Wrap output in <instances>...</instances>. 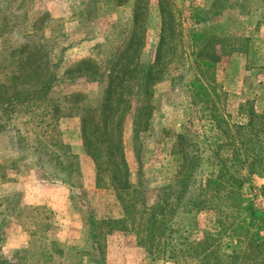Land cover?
Returning <instances> with one entry per match:
<instances>
[{"label": "rangeland", "instance_id": "1", "mask_svg": "<svg viewBox=\"0 0 264 264\" xmlns=\"http://www.w3.org/2000/svg\"><path fill=\"white\" fill-rule=\"evenodd\" d=\"M164 1L166 7L175 12V22L180 24L181 34L180 37L177 34L172 36L174 48L166 54L171 64L166 67L161 83L154 87L151 104L154 112L148 130L141 136L144 147L140 149V164L135 159L132 144L131 120L135 103L124 125L123 144L132 184L149 191L148 197H140L142 203L149 205L157 203V192L161 186L178 181L180 157L173 152L177 135L186 137L185 145L193 163L198 160L195 173L199 189L195 187L189 191L171 221V228L175 230L172 240L165 243L155 239L150 252L140 242L145 232L137 234L131 224L103 225L106 220H123L125 214L112 189L93 187L91 166L84 164L81 176L73 174L69 177L74 187L59 183L52 185L56 182L38 167L39 163L30 150L35 145L46 147L47 152L58 155L65 164L74 162L69 158L70 153L84 159L79 119L60 118L55 123V116L52 117L50 111L53 107L62 106L63 96L73 93L99 100L104 84L83 80L72 85L68 77L65 78L67 80L62 78L64 72L81 60L90 59L102 64L111 51L119 50L121 41L126 39L133 26L135 3L142 9L136 14L137 20H141L140 27L144 21L147 22L142 61L151 64L155 60L162 27L158 0H18L15 7L19 6V16L26 17L27 21H33L40 13L49 14L51 20L47 34L54 41L44 49L50 51L51 65L58 61V45H68L69 48L64 52L63 62L57 71L62 84L52 88L43 104L42 101H34L17 106L4 120L8 125L6 131L0 132V164L5 165L9 179L18 180L11 184L0 182V197L6 196L12 206L17 200L16 209L6 218L2 230L1 254L8 257L6 261L9 263L14 260V246L27 244L25 250L29 253L24 256L27 258L20 260V264H96L97 251L93 248L96 243L103 264H196L188 256L189 246H198L208 237L219 239V244L213 245H219L217 251L228 255L239 241L231 231L238 229L245 217L242 209L249 207L264 214V173H256L247 166L241 168L238 160L235 168L231 166L229 170L236 180H241L238 195V207L241 205V208L236 211L232 207H236L235 201L231 198L229 207H222L210 198L209 193H202L198 199L206 200L205 203L213 208L196 209L202 185L211 175H218L219 162H232L233 153L224 127L223 130L216 128L208 117L209 112L193 103L194 90L184 86L186 82L199 78L207 85L213 109L217 110L219 121L229 126L230 134L236 135L237 127L244 126L237 141H246L243 136L248 135L251 141L247 149L264 151V135L259 134L263 121L249 114L250 109L258 115L264 113V0H239L238 3L234 0ZM64 35L66 39L62 43L61 36ZM179 42L183 47L176 51L180 48ZM203 47L220 56L213 62L212 71L209 70L213 72L212 79L199 75L202 66L195 61L199 59L192 56ZM12 48L4 45L0 38L2 81L4 75H10L16 67L18 56L8 52ZM178 54L179 58L176 57ZM179 77H182L181 82H178ZM65 108L63 105L62 112L66 113ZM19 135L26 141L23 140L26 145L23 152L15 146ZM60 140L69 146L70 151L58 147ZM256 160L249 158L248 164ZM14 161L19 163L18 170L11 167ZM113 170V166L105 169L102 174L104 181L110 179ZM25 190L36 194L41 191L40 197H47L45 193H55L58 202L64 201L60 220H55L44 207L20 203L19 194ZM34 193L28 197L27 203L35 201L37 196ZM2 202L0 199V204ZM48 223L49 228L46 227ZM252 234L260 242L264 241V224L254 228ZM170 254L174 257L170 258Z\"/></svg>", "mask_w": 264, "mask_h": 264}, {"label": "trees", "instance_id": "2", "mask_svg": "<svg viewBox=\"0 0 264 264\" xmlns=\"http://www.w3.org/2000/svg\"><path fill=\"white\" fill-rule=\"evenodd\" d=\"M16 1L18 0H0V27L2 26L0 38L9 49L14 46L8 52L18 56L15 61L16 67L13 68L10 75H4V81L0 79V132L6 131L8 125L5 124L4 120L7 114L13 112L17 106L34 101H42L43 104L52 88L56 84H62L57 71L63 62L64 52L69 48L68 45L64 47L61 44L58 45L56 47L58 61L51 65L50 51L44 49L54 41V38L47 34L51 20L49 14L47 12L40 13L33 21H27L26 17L19 16V6L15 7ZM238 1L234 0L233 2L238 3ZM157 4L162 27L155 49V60L151 64L142 61V48L147 41L145 30V23L147 22L144 21L140 27L141 20L139 21V18L137 20L136 14L137 10L142 9H139L135 3L133 26L130 27L126 39L121 41L122 45L119 50L111 51L102 64L90 59L81 60L74 67L68 68L62 77L64 80H67L65 78L68 77V81L72 85L83 80L88 83L104 84L102 98L91 100L85 94L73 93L63 96L64 103L62 106L53 107L50 111L51 116H55L53 118L55 123L60 118L76 117L79 119L83 150L94 167L95 186L112 189L125 214L123 220H106L102 224L107 227L131 224L137 230V234L141 231L145 232L146 235L140 242L147 246L150 252L155 239L163 240L165 243L172 240V234L175 233V230L171 228V221L180 210L183 199L189 191L195 187L199 189L195 173L198 160H194L195 165L193 158L189 157L188 147L185 145L186 137L181 134L177 135V143L173 148V152L180 157V166L177 170L178 181L176 184L161 186L157 192L155 205L142 203L140 197H148L149 191L140 185L134 186L130 180L131 176L123 144L124 125L132 111L133 103H135L131 120L132 144L135 159L140 164V149L144 147L141 136L148 130L154 112L151 106L154 99V87L161 83V77L167 71L166 67L171 64L168 59L169 55L166 56V54L172 52L174 48L171 43L173 41L172 36L177 34L180 37L181 34L180 24L175 22V12L166 7L164 0H158ZM142 13L144 14V12ZM137 28H141V30H137ZM65 39V35L61 36L62 43H65ZM179 44L178 47L180 48L176 51H181V47H183L180 42ZM210 46L212 47V45ZM215 53V51L208 52L205 47L196 54L192 53V56L199 59H195V61L202 66L199 71L202 78H213V72L211 73L209 70L212 71L213 62L220 59V56H216ZM176 57L179 58L180 54ZM178 79V82H181L182 77ZM184 86L194 90L193 103L201 105L204 110L209 112L208 117L214 121L216 128L223 130L224 127V134L231 140L230 146L233 153L230 164L222 160L219 162L218 175H211L205 183L202 182L205 185H202V191L199 190L198 192L195 207L197 210L213 208L205 203L206 200L198 199L202 193H209L210 198L216 200L217 205L225 208L229 207L230 201L228 200L231 198L235 201L236 207L230 206L237 211L239 207L241 208V205L238 207L241 180H236L229 169L231 166L235 168V162L238 160L241 168L247 166L256 173H264V155L262 154L264 151L248 150L247 147L251 141L248 135L243 136L246 141L240 140V143L237 141L244 126L237 127L236 135L233 132L230 134L229 126L219 121L216 114L217 110L213 109L214 103L209 100L210 94L207 91V85L203 84L199 78L186 82ZM63 105L66 106V113L62 112ZM249 114L252 118L263 121L259 134L264 135V113L258 115L250 109ZM19 137L18 144L15 146L19 152H23L26 150V145L23 142L25 139L22 135ZM58 142L59 148L70 151L68 145H63L61 140ZM30 150L35 155V161L39 163L38 167L44 171V174L46 172V176L51 181L74 187L69 177L73 174L81 176L82 172L77 155L70 153L69 158L74 162L65 164V161L61 160L58 155L47 152L46 147L35 145ZM216 155V157L219 156ZM249 158H257V160L248 164ZM20 160L22 161L24 158ZM17 161H14L11 167L18 170L20 167ZM109 166H113L114 170L110 179L107 178V181H104L102 174ZM5 168V165L0 164V182L13 180L8 178ZM58 174L66 176L62 177ZM0 199L3 201L0 204V264H20V260L27 258L24 256L29 251H16L11 263L6 261L1 254L2 230L6 225V218L8 219L14 213L17 200L12 206L6 196L3 195ZM220 206L218 208H221ZM218 211L221 212V209ZM242 211L245 212V217L239 224V228L231 231L232 236L239 241L228 255L217 251L219 245H213L219 244V239L208 237L198 246H189L190 253L188 256H191L196 264H264V241L260 242L252 234L254 228H259L264 224V214L255 212L249 207H245ZM46 227L49 228L50 224L48 223ZM93 248L97 251V257L94 261L96 264H103L96 243L93 244ZM171 257L174 256L170 254Z\"/></svg>", "mask_w": 264, "mask_h": 264}, {"label": "crops", "instance_id": "3", "mask_svg": "<svg viewBox=\"0 0 264 264\" xmlns=\"http://www.w3.org/2000/svg\"><path fill=\"white\" fill-rule=\"evenodd\" d=\"M81 140V139H80ZM81 146L83 148V145H82V140H81ZM82 155L84 156V159H82V157L80 156L79 157V160H80V165H81V168L83 170V168H85L83 165L84 164H88L89 166H91L93 172H94V167H93V164L91 162L90 159H88L84 153V150L82 152ZM84 160V161H82ZM128 164V162H127ZM129 167V166H128ZM92 172V173H93ZM131 180V179H130ZM18 180H10V181H6V183L4 184H11V183H16ZM132 182V180H131ZM61 184V185H64L60 182H56V183H51L52 185L54 184ZM93 187L95 188V177L93 176ZM38 192V190H37ZM40 193L39 194H36L34 193L37 197L35 199V201H33L32 203H27V200H28V197H32L33 196V193H28V191H22L20 192L19 194V199H20V203H22L23 205H28V206H32V207H44L45 210H48V212L50 213V215L52 217L59 219L60 220V215H62V211L64 209L63 205H64V201L62 202H58L57 201V198L56 197V194L55 193H51V194H48V193H45V196L47 197H43L41 195V197L39 196L42 192L39 191ZM49 196V197H48ZM67 202H68V199H67ZM26 245L27 244H23L22 246H14V250L13 251H20V250H25L26 249ZM5 259H8V257L4 256Z\"/></svg>", "mask_w": 264, "mask_h": 264}]
</instances>
